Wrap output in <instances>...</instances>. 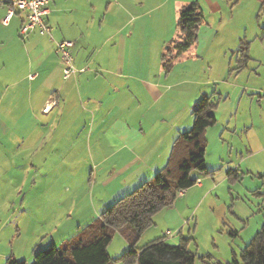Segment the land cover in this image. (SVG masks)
I'll use <instances>...</instances> for the list:
<instances>
[{"label": "crops", "instance_id": "crops-1", "mask_svg": "<svg viewBox=\"0 0 264 264\" xmlns=\"http://www.w3.org/2000/svg\"><path fill=\"white\" fill-rule=\"evenodd\" d=\"M9 1L0 0V144L7 145L8 160L24 157L31 170L36 156L81 158V139L91 149L98 128L100 143L113 142L102 135L108 126L116 145L100 159L119 157L120 172L142 183L154 178L178 136L193 127L198 99L208 95V81L193 77L187 64L202 57L201 42L213 36L206 14H222L231 0H57L47 15L52 36L38 30L22 36L25 11L3 24ZM193 1L205 14L203 40L165 74L162 54L177 36L175 18ZM63 40L75 42V67L85 68L69 79L57 52ZM77 165L66 168L75 174ZM8 256L0 242V264Z\"/></svg>", "mask_w": 264, "mask_h": 264}, {"label": "rangeland", "instance_id": "rangeland-1", "mask_svg": "<svg viewBox=\"0 0 264 264\" xmlns=\"http://www.w3.org/2000/svg\"><path fill=\"white\" fill-rule=\"evenodd\" d=\"M206 18L213 36L205 44L198 37L202 57L187 64L193 77L208 81L203 89L216 104L217 122L204 136L212 173L193 170L202 183L156 213L140 237L130 226L115 231L110 264H128L119 258L131 242L141 248L161 237L172 244L188 238L196 264L226 263L240 258L264 225V0H231L222 14ZM241 46L250 60L238 68ZM176 68L184 73V65ZM97 130L91 149L88 138L81 139V158L36 156L31 170L24 157L8 160L7 145L0 144V242L9 255L33 263L35 251L60 246L142 183L120 172L119 157L100 159L115 148V128L104 129L102 135L114 139L106 144ZM71 163H79L75 174L66 168Z\"/></svg>", "mask_w": 264, "mask_h": 264}, {"label": "trees", "instance_id": "trees-1", "mask_svg": "<svg viewBox=\"0 0 264 264\" xmlns=\"http://www.w3.org/2000/svg\"><path fill=\"white\" fill-rule=\"evenodd\" d=\"M204 23L200 4L193 1L183 6L177 21V36L166 46L162 54V67L169 72L174 63L198 42L199 29ZM238 68L246 67L250 60L247 46H241ZM216 107L210 95H203L193 110L194 124L182 132L174 142L166 166L135 189L118 198L106 207L100 218L89 223L60 246L35 251L31 264H110L108 246L114 232L130 226L136 235L152 225L153 217L163 208L172 205L182 189L196 184L199 178L193 170H206L205 132L215 125ZM237 234V231H233ZM188 238L182 237L178 244L168 243L165 237L148 242L137 248L133 242L119 259L128 264H196L197 255L188 247ZM115 261H118L116 259ZM5 264H29L14 255L8 256ZM210 264V263H207ZM212 264H264V225L241 251L240 258Z\"/></svg>", "mask_w": 264, "mask_h": 264}, {"label": "built area", "instance_id": "built-area-1", "mask_svg": "<svg viewBox=\"0 0 264 264\" xmlns=\"http://www.w3.org/2000/svg\"><path fill=\"white\" fill-rule=\"evenodd\" d=\"M55 1L57 0H10L2 23L7 25L17 11H25L26 19L20 29V34L22 36H26L29 32L34 30H38L41 34L52 36L51 27L47 22V15L50 12L49 5ZM74 46V41L63 40L57 42V52L60 55L63 77L65 79L76 77L79 71H85V68L77 69L75 67L74 55L72 52ZM196 183L201 184L202 182L198 179ZM186 190L187 189H182L178 195H184ZM171 235L172 234L169 233V236Z\"/></svg>", "mask_w": 264, "mask_h": 264}]
</instances>
